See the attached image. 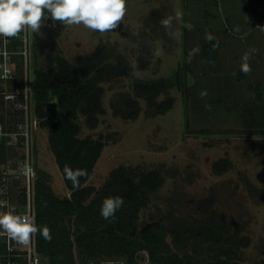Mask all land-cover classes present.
<instances>
[{
  "label": "rangeland",
  "instance_id": "rangeland-1",
  "mask_svg": "<svg viewBox=\"0 0 264 264\" xmlns=\"http://www.w3.org/2000/svg\"><path fill=\"white\" fill-rule=\"evenodd\" d=\"M176 10L183 20L173 22L179 34L172 37L160 21ZM60 25L52 57L79 69H110L100 82L103 112L96 125L89 127L81 113L77 118L79 137L104 143L86 182L93 189L90 197L119 166L157 170L161 182L139 211L138 226L158 221L172 229L166 241L182 262L188 257L191 264H204L228 255L239 264H264V0H127L126 16L115 31L101 35L82 25ZM208 33L218 44L213 58L203 52ZM40 36L42 28L29 33L24 54L16 40L7 45L16 75L0 82V88H9L0 96V130L16 134L7 138L0 158H9L15 169L27 150L36 177L39 172L53 194L63 197L68 191L49 131L31 115L32 71L47 64L38 49ZM197 47L189 62V52ZM252 48L257 51L245 75L241 57ZM124 65L130 67L127 75L114 70ZM161 78L171 85L155 99L169 95L173 101L168 111L156 114L134 84ZM202 92L207 95L201 97ZM133 98L137 114L126 117L125 102ZM22 183L13 184L14 193ZM214 225L220 241L199 234ZM140 263L147 264L146 258Z\"/></svg>",
  "mask_w": 264,
  "mask_h": 264
},
{
  "label": "trees",
  "instance_id": "trees-1",
  "mask_svg": "<svg viewBox=\"0 0 264 264\" xmlns=\"http://www.w3.org/2000/svg\"><path fill=\"white\" fill-rule=\"evenodd\" d=\"M47 22L42 27L43 36L37 37L39 52L45 54L47 64L45 68L32 71L31 115L49 131V146L68 196L53 194L38 172L34 181L35 222L37 226L46 225L51 229L50 240L39 233L34 235L42 264H76L75 250L80 264H97L101 259H122L125 264H141V257L146 258L147 264H191L188 257L182 262V257L172 251L166 241L172 229L158 221L137 225L138 213L148 194L161 182L157 170L119 166L111 172L103 189L90 197L93 189L86 182L104 143L99 138L79 137L77 118L81 113L89 127L96 125L97 115L103 112L100 82L107 78L110 69L98 72L95 65L79 69L61 57H52L61 25L50 19ZM212 44L215 43L206 42L203 46L204 55L208 58L215 56L217 48L212 50ZM129 69L124 65L114 70L127 75ZM134 85L145 94L154 113L164 114L171 108V96L159 101L155 99L158 93L171 85L166 79ZM125 110L124 116H136V98L125 102ZM66 165L73 172L83 170L86 173L78 176V186H74L73 179L67 178ZM109 196L124 198V205L116 212L114 221L105 220L100 215L102 201ZM215 228V225L205 226L199 234L206 240L220 241L221 234ZM172 241L176 244L177 236L174 235ZM42 258L46 259L45 263ZM204 264L239 263L227 255L215 256Z\"/></svg>",
  "mask_w": 264,
  "mask_h": 264
},
{
  "label": "clouds",
  "instance_id": "clouds-1",
  "mask_svg": "<svg viewBox=\"0 0 264 264\" xmlns=\"http://www.w3.org/2000/svg\"><path fill=\"white\" fill-rule=\"evenodd\" d=\"M126 12L127 0H0V37L14 38L25 31L38 33L49 19L65 26L82 25L104 35L120 27ZM182 20L183 13L176 10L174 15L163 18L160 24L169 36L175 37L179 33L173 31V22ZM183 27L190 31L193 28L190 23H184ZM205 39L211 44L215 37L208 33ZM217 47L218 44H212V50ZM199 51L197 47L189 52V62ZM256 51L255 48L249 49L241 57L240 70L245 75L252 70L249 61ZM159 54L158 50L156 55ZM205 95L206 92L201 93V97ZM65 172L67 178L73 179L74 186H78V176L86 174L83 170L73 172L67 165ZM123 205L124 198L121 196L106 197L102 201L100 215L105 220L114 221L116 212ZM0 230L9 240L19 245H27L37 233L46 240L51 239V229L48 226H37L34 217L17 214L14 206L0 212Z\"/></svg>",
  "mask_w": 264,
  "mask_h": 264
},
{
  "label": "built area",
  "instance_id": "built-area-1",
  "mask_svg": "<svg viewBox=\"0 0 264 264\" xmlns=\"http://www.w3.org/2000/svg\"><path fill=\"white\" fill-rule=\"evenodd\" d=\"M28 31L18 34L14 38L0 37V82H7L15 79V71L9 66L11 62V52L7 49V45L11 41L16 40L19 45H24L25 53L26 46L29 44ZM29 46V45H28ZM31 46V45H30ZM9 88H0V96L6 94ZM16 132L0 130V151L9 144V141ZM9 138V141H7ZM6 141V142H5ZM9 158H0V212L7 211L14 206L16 213L20 215L28 214L35 219V192L34 181L36 174L32 166L29 152L26 150L25 161L20 162L19 166L12 169L8 165ZM14 170V171H10ZM18 180L23 181V185L18 190V193L13 191V184ZM0 264H42L41 257L35 248V238L32 236L27 245H19L15 241L9 240L7 235L0 230ZM97 264H125L122 259H101Z\"/></svg>",
  "mask_w": 264,
  "mask_h": 264
}]
</instances>
